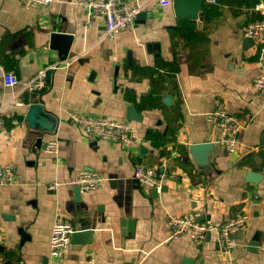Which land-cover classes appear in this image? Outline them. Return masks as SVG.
I'll return each instance as SVG.
<instances>
[{"label":"crops","instance_id":"obj_1","mask_svg":"<svg viewBox=\"0 0 264 264\" xmlns=\"http://www.w3.org/2000/svg\"><path fill=\"white\" fill-rule=\"evenodd\" d=\"M78 1L26 7L0 0V163L19 174L0 188V264H182L185 257L264 264V251L249 245L264 235V91L252 86L264 73V40L243 35L259 16L254 3L264 0H204L196 19L176 16L172 1L132 0L144 14L103 39L102 17L88 16ZM43 67L51 72L40 92L18 95V85H3L5 70L24 78ZM13 95L21 103L8 104ZM35 101L41 109L31 124L25 115ZM221 102L247 123L232 153L205 116ZM130 105L138 118H128ZM68 110L126 120L139 141L87 137L67 120ZM52 138L59 140L56 155L42 150ZM205 141L213 143L209 173L188 149ZM137 164L165 176L162 190L153 194L133 177ZM81 170L97 171L102 185L76 193L71 179ZM248 170L257 181L246 180ZM187 210L201 211L200 220L221 221L238 210L249 219L224 253L213 233L200 244L169 238L166 215ZM57 216L80 231L59 259L48 254Z\"/></svg>","mask_w":264,"mask_h":264},{"label":"built area","instance_id":"obj_2","mask_svg":"<svg viewBox=\"0 0 264 264\" xmlns=\"http://www.w3.org/2000/svg\"><path fill=\"white\" fill-rule=\"evenodd\" d=\"M26 7L35 5H48L52 0H19ZM159 5H167L171 0H155ZM79 5L88 16L97 15L103 19V27L97 35L98 39L114 37L124 28L132 25L136 15L143 7L142 3L132 0H79ZM253 11L259 16L249 20L243 29V35L249 38H263L264 40V3L255 2ZM64 66L69 62L62 61ZM61 63V62H60ZM56 63L51 67H58ZM50 68V67H49ZM47 68H38L28 77L21 78L12 70H5L2 74V82L6 87L19 86V92H40L46 86ZM252 86L257 91H264V73L255 77ZM18 95H13L8 104H19ZM207 120L221 133L219 142L228 152L239 150L241 145L240 132L247 123L233 115L224 103H218L214 108L205 113ZM67 120L76 123L87 137L108 141L113 144L132 145L139 141L131 124L126 120H120L103 115H86L76 111L66 112ZM6 131L5 118L0 110V136ZM59 140L52 138L42 145V150L47 153L57 154ZM133 177L141 184L160 191L165 181V176L159 174L154 167L137 164ZM19 181V174L11 163H0V188L6 184ZM104 179L97 171L81 170L71 179V183L79 187L80 191L93 190L100 187ZM58 182L49 184L55 188ZM201 211L187 210L166 215L165 223L169 231V238L185 235L195 244L203 243L207 235L213 233L219 248L224 253H230L236 245V233H242L248 223V214L238 210L231 216L221 221L200 220ZM73 224L60 216L55 217L48 238V254L51 258L59 259L63 256L71 242V235L75 231ZM3 232L0 229V245L3 243ZM257 248L264 251V235L259 239Z\"/></svg>","mask_w":264,"mask_h":264},{"label":"water","instance_id":"obj_3","mask_svg":"<svg viewBox=\"0 0 264 264\" xmlns=\"http://www.w3.org/2000/svg\"><path fill=\"white\" fill-rule=\"evenodd\" d=\"M172 1V7L174 9L175 15L179 16V17H184V18H191V19H196L198 17L199 12L202 10V6H203V2L204 0H171ZM144 11H140L136 17H138L139 15H143ZM146 14V13H145ZM251 38L249 37H245L244 40L245 41H249ZM51 72V68H48L46 71V76L48 77L49 74ZM41 109V104L37 101L32 102L28 105L27 110H26V115L25 118L27 119V121L29 123H34L35 121V113L37 111H39ZM129 117H136L138 118L139 116L136 115L137 112L135 111V108L133 105L129 106ZM138 116V117H137ZM213 148V143L211 142H197V143H191L188 146L189 152L191 154V156L193 157V159L195 160V162L197 163L198 166L203 167V173H209L210 171H212V167L209 163L208 160V156L209 153L211 151V149ZM259 175L252 171V170H248L246 172V180L247 181H257V177ZM163 187H161L162 190ZM76 193L77 191L79 192L80 189L78 186H76ZM157 191L155 189H153L152 193L155 194ZM77 195V194H76ZM80 231H74L72 233V237H74L75 235H78ZM259 242V236H255L253 239H251L249 241V245L252 246V249L257 248ZM195 259L194 258H190V257H185L183 258V262L182 264H194ZM197 264H203V261H199Z\"/></svg>","mask_w":264,"mask_h":264}]
</instances>
